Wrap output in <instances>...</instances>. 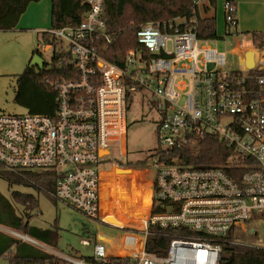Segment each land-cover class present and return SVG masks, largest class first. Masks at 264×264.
<instances>
[{
	"label": "built area",
	"instance_id": "obj_1",
	"mask_svg": "<svg viewBox=\"0 0 264 264\" xmlns=\"http://www.w3.org/2000/svg\"><path fill=\"white\" fill-rule=\"evenodd\" d=\"M80 1L87 6L80 21L50 28L48 42L37 44V49L60 46L50 64L63 75L46 79L56 91L54 115L0 113V165L16 174H45L50 185L40 192L107 224L103 178L128 168L118 165L127 155L126 113L132 97L145 92L158 115V146L149 157L152 169H146L151 203L142 226L125 228L112 244L115 253L107 241L90 235L80 243L91 248V257L58 254L45 264H219L220 240L253 215L264 217V32L256 34L242 52L241 67L233 69L225 55L198 47L206 0H193L187 17L139 25L137 47L116 63L104 55L114 41L106 30L104 0ZM223 9L231 33L238 24L237 5L225 0ZM247 51L253 53L251 68ZM180 92H185L182 101ZM204 136L228 148L221 163L186 165L169 154ZM107 165L111 169L105 170ZM8 232L37 245L25 234ZM152 236L169 238L161 254L146 250ZM0 264H13L7 252Z\"/></svg>",
	"mask_w": 264,
	"mask_h": 264
},
{
	"label": "trees",
	"instance_id": "obj_2",
	"mask_svg": "<svg viewBox=\"0 0 264 264\" xmlns=\"http://www.w3.org/2000/svg\"><path fill=\"white\" fill-rule=\"evenodd\" d=\"M37 0H0V31L13 29L25 12L29 3ZM193 0H104V19L106 30L113 35L114 41L105 51L107 59L118 62L126 50L137 47L136 29L146 22H163L191 14ZM87 6L80 0H51V26L61 28L76 25ZM197 26V37L200 40L217 39L215 0H206L202 6ZM257 33H252V38ZM47 40V34L45 33ZM254 40V39H253ZM48 42V40H47ZM50 42V41H49ZM63 75L61 68L55 62L44 64L42 69L27 65L16 79L17 89L15 101L24 107L28 113L53 116L56 105V91L47 78ZM228 148L213 136L196 139L192 145L180 150H170L171 156L179 155L181 162L186 165L212 166L221 163L228 154ZM147 160V159H146ZM144 160V162H146ZM135 161L136 166L144 164ZM129 168V167H128ZM147 171L120 169L118 177L123 184L114 190L115 198L121 205L127 206L132 194L136 208L147 214L150 206V196L145 193V183L149 181ZM0 177L8 186L19 185L29 187L37 193L40 187H49L45 182V174L25 172L16 174L0 165ZM126 182L130 185L127 190ZM38 208L35 194L14 190L10 198L0 195V225L16 230L46 245L55 247L59 239L56 228H38L29 224L31 211ZM158 228V227H153ZM173 231V229H171ZM168 229V231H171ZM231 233L220 240L219 264H264V248L246 246L231 242ZM169 238L152 236L147 239L146 250L150 253L161 254L168 245ZM9 254L13 264H45L52 262L55 256L42 251L34 245L20 241L13 236L0 231V255Z\"/></svg>",
	"mask_w": 264,
	"mask_h": 264
},
{
	"label": "rangeland",
	"instance_id": "obj_3",
	"mask_svg": "<svg viewBox=\"0 0 264 264\" xmlns=\"http://www.w3.org/2000/svg\"><path fill=\"white\" fill-rule=\"evenodd\" d=\"M225 0H215V19L216 33L218 38L214 40H199L198 47L204 45L210 46L216 52L225 55L226 60L231 68L238 69L242 65V52L252 46V33L264 32V0H234L237 5L236 19L238 24L236 30L228 33L224 21L223 3ZM34 8L28 11L29 20L22 29L14 28L13 30L0 31V113L6 114H24L26 109L15 101L16 79L24 68L30 64L31 52L35 53L37 44L47 43V40L37 37L38 33L28 27L38 23V19L44 14L46 9L48 14L51 11V0H37L31 2ZM50 27V22L48 26ZM32 30V31H31ZM234 33V35H232ZM63 45H65L63 43ZM54 48L56 51L60 46L55 44L46 49L39 48L38 53L47 65L50 66ZM136 94L132 97L130 107L126 113V144L127 155L118 159V165L129 167L134 171L150 170V158L154 155L158 143L156 136V125L158 115L155 110L149 106L148 99L150 95L145 92ZM185 92H180V101L184 98ZM147 159V160H146ZM146 160V162H144ZM135 161H143L140 166L135 165ZM105 170L111 169L110 165L104 166ZM152 169V168H151ZM116 169L115 175L106 174L107 176L102 183V209L107 216L105 220L111 224L129 225L130 221H141L144 223L146 214L140 212L135 205L132 194L130 195L127 206L117 204L114 196L116 186L123 184L118 177ZM149 181L145 183V193L151 195V175L147 171ZM127 190L130 185L126 182ZM18 190L25 193H33L38 199V208L31 211L32 218L29 222L31 226L39 228L53 227L59 230V240L57 249L62 253H72L78 257H91L92 250L90 247L80 243L81 239L87 238L91 234H101L106 237V246L118 242L125 233L121 227L108 226L103 222L85 217L80 212L71 209L61 203L54 202L43 192L38 193L29 187L19 185L8 186L7 182L0 177V195L10 198L12 191ZM134 218V219H133ZM132 219V220H131ZM131 225V224H130ZM137 225V224H136ZM137 227V226H136ZM253 229V231H251ZM0 231L9 234L8 228L0 225ZM231 242L239 245L257 246L264 248V217L253 215L243 228L231 232ZM16 238V237H15ZM30 243V242H28ZM32 244V243H30ZM35 247L44 250L48 249L46 245L37 241ZM40 244V246H39ZM113 253V252H112Z\"/></svg>",
	"mask_w": 264,
	"mask_h": 264
},
{
	"label": "crops",
	"instance_id": "obj_4",
	"mask_svg": "<svg viewBox=\"0 0 264 264\" xmlns=\"http://www.w3.org/2000/svg\"><path fill=\"white\" fill-rule=\"evenodd\" d=\"M30 5H32L31 3H29V5L27 6V8H26V10H25V12L20 16V18H19V20H18V22H17V25L14 27V28H19V29H22L23 28V26H26L25 24L28 22V20H29V14H28V11L29 10H31L32 11V9L34 8V6H30ZM50 22V24H51V11H50V14H48V10L46 9V11L44 12V14L41 16V19L39 20L38 19V23L37 24H35L34 26H32V27H28L29 28V30L30 29H36V30H34V32L35 33H38L37 34V37L39 38V37H41V38H43V40L45 39V33L50 29V27H47L48 26V23ZM51 26V25H50ZM13 28V29H14ZM13 29H11V30H13ZM32 31V30H31ZM247 49H245L244 51H246ZM34 54V52L32 51L31 52V55H33ZM110 174H112V172L110 173ZM109 175V174H108ZM113 176H116L115 175V172L112 174ZM117 187V186H116ZM115 190V189H114ZM116 199V198H115ZM116 203L118 204H120V202L116 199ZM134 219V218H133ZM132 220V219H131ZM130 224L128 225H120L119 227H121V229L122 230H125V228H127V227H134V228H138V227H140V226H142V222L141 221H135V219L134 220H132V221H130L129 222ZM137 224V225H136ZM106 225H108V226H112V225H110V224H106ZM137 226V227H136ZM39 228V227H38ZM49 228H53V227H49ZM42 229H46V228H42ZM91 235H95V234H91ZM90 236V235H89ZM95 236H97L98 238H99V240H101V241H104V242H106L107 241V239H106V237L105 236H103V235H99V234H96ZM29 237V236H28ZM29 238H31V237H29ZM31 239H33V240H35L34 238H31ZM59 240V239H58ZM36 242H37V240H35ZM39 242V241H38ZM41 243V242H40ZM41 244H43V245H46V244H44V243H41ZM116 244H117V242H116ZM38 245V244H37ZM39 246H40V244H39ZM46 246H48L47 248L48 249H44V250H42V251H44V252H47V253H49V254H51V255H53V256H55L56 257V255H58V254H71V255H75V254H72V253H62V252H59L58 251V249H57V245L55 246V247H52V246H49V245H46ZM111 246H113V245H111ZM108 250H109V252H114L115 253V251L113 250V247L111 248V247H109L108 248Z\"/></svg>",
	"mask_w": 264,
	"mask_h": 264
},
{
	"label": "water",
	"instance_id": "obj_5",
	"mask_svg": "<svg viewBox=\"0 0 264 264\" xmlns=\"http://www.w3.org/2000/svg\"><path fill=\"white\" fill-rule=\"evenodd\" d=\"M245 59H246V62H245L246 66L251 68L253 65V53L251 51H247L245 53ZM44 64H45V62H44L43 58L38 53L35 52L31 57L29 66H33L37 69H42L44 67ZM107 217L111 219V216H107ZM107 224H109V222ZM112 225L116 226V227L120 226L118 223H115V222Z\"/></svg>",
	"mask_w": 264,
	"mask_h": 264
},
{
	"label": "bare ground",
	"instance_id": "obj_6",
	"mask_svg": "<svg viewBox=\"0 0 264 264\" xmlns=\"http://www.w3.org/2000/svg\"><path fill=\"white\" fill-rule=\"evenodd\" d=\"M111 172L107 173V174H110Z\"/></svg>",
	"mask_w": 264,
	"mask_h": 264
}]
</instances>
